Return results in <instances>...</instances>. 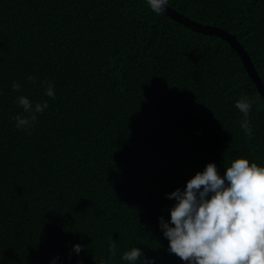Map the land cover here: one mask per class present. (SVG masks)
Returning <instances> with one entry per match:
<instances>
[{"label": "trees", "instance_id": "trees-1", "mask_svg": "<svg viewBox=\"0 0 264 264\" xmlns=\"http://www.w3.org/2000/svg\"><path fill=\"white\" fill-rule=\"evenodd\" d=\"M167 4L234 35L264 85V0ZM21 95L48 103L27 131ZM236 158L264 167V99L226 40L147 0H0V264H129L134 247L188 264L160 227L167 194Z\"/></svg>", "mask_w": 264, "mask_h": 264}, {"label": "clouds", "instance_id": "clouds-1", "mask_svg": "<svg viewBox=\"0 0 264 264\" xmlns=\"http://www.w3.org/2000/svg\"><path fill=\"white\" fill-rule=\"evenodd\" d=\"M151 10L160 14L168 0H147ZM35 83V78L27 77ZM45 95L54 97L50 82ZM15 91L21 85L13 82ZM23 112L18 114L15 127L29 130L38 113L47 107V101L33 107L28 97H17ZM235 107L243 114L240 127L248 138L252 127L248 117L252 102L247 97L236 101ZM259 111V109H257ZM227 181V184L225 183ZM211 197L209 198V194ZM176 203L170 209V223L160 218V227L169 240V251L188 264H264V167L246 158H236L221 177L214 162L206 165L188 180L186 188L167 194ZM109 259L116 254V245L109 243ZM78 254L79 244L74 246ZM141 249L134 247L125 251L122 260L135 264H151L147 258L141 260ZM55 264V261L52 262Z\"/></svg>", "mask_w": 264, "mask_h": 264}, {"label": "water", "instance_id": "water-1", "mask_svg": "<svg viewBox=\"0 0 264 264\" xmlns=\"http://www.w3.org/2000/svg\"><path fill=\"white\" fill-rule=\"evenodd\" d=\"M162 13L166 14L170 18L182 23L186 27L196 31V32H201L204 34H213L215 36H218L219 38H222L226 40L238 53L240 56L244 68L247 71V74L249 77L252 79L254 82L258 93L262 96L264 99V85L258 76V74L255 71V68L250 60L249 55L247 52L244 50L242 45L237 41L234 35L231 33L226 32L225 30L221 28H217L214 26L210 25H202L194 20L189 19L188 17L184 16L183 14L178 13L175 9H173L171 6L168 4L165 6L164 10Z\"/></svg>", "mask_w": 264, "mask_h": 264}]
</instances>
